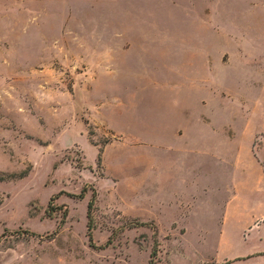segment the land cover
I'll return each instance as SVG.
<instances>
[{"label":"rangeland","instance_id":"rangeland-1","mask_svg":"<svg viewBox=\"0 0 264 264\" xmlns=\"http://www.w3.org/2000/svg\"><path fill=\"white\" fill-rule=\"evenodd\" d=\"M150 261L264 264V0H0V264Z\"/></svg>","mask_w":264,"mask_h":264},{"label":"crops","instance_id":"crops-1","mask_svg":"<svg viewBox=\"0 0 264 264\" xmlns=\"http://www.w3.org/2000/svg\"><path fill=\"white\" fill-rule=\"evenodd\" d=\"M247 54V52H245V55ZM239 60H236V59H231L229 61V63H227L225 66L231 64V61L234 62L236 61L237 64H238V67L241 71V67H243L244 69H247L249 74H248V79L245 81V83L243 84L244 85V88H243V91L242 93H245V94H249V93H253V92H256L257 90L260 89V87L262 88L263 84H262V80H261V77L258 76V71L256 72L255 70H249L247 68V64H241L239 63ZM241 61V60H240ZM224 66V67H225ZM225 76H223L224 78ZM222 78V79H223ZM230 93H233L232 91L229 90H222V93H219L221 94L222 96L226 95L228 97V94ZM200 93H187L185 94V97L184 98V101H183V104L186 106L187 104L190 106L191 103L194 101V96H199ZM206 94L207 96V103H215L217 108H218V111H221V110H224V107H223V104L221 102H218L217 101V97L216 95H218V93H204ZM246 98L242 99L243 103L242 104H249V103H252L251 102V99L248 101L249 98H251L250 95L246 96ZM247 99V100H246ZM202 100V104L205 105V101H203V99H200ZM255 102V101H254ZM208 118H209V122L207 124H203L205 126V130H206V142L208 144H213V145H216L218 147V149H216L217 151V155L218 157H220V148L224 147L226 145V143H228L230 141V137H229V133L227 132V129L225 130L224 127L222 128H219V127H216L214 125V122L210 119V116L207 115ZM196 123V122H195ZM192 128V127H191ZM198 130H199V126H198V123H196L194 126H193V129H190L188 131H191L190 133V136H189V140L190 142L194 145H198L199 144V141H203L201 138H200V135L198 133ZM200 138V139H199ZM226 141V142H225ZM214 147V146H213Z\"/></svg>","mask_w":264,"mask_h":264},{"label":"trees","instance_id":"trees-1","mask_svg":"<svg viewBox=\"0 0 264 264\" xmlns=\"http://www.w3.org/2000/svg\"><path fill=\"white\" fill-rule=\"evenodd\" d=\"M84 192H85L84 190L81 191V193L79 195H77L78 198H83ZM93 202H94V199L92 198L89 201L88 205H87V218H90V214L92 213V210H93ZM139 226H141V225H139ZM154 255H155V251L153 250L151 252V254H150V257L152 258ZM149 264H152L151 261L149 262Z\"/></svg>","mask_w":264,"mask_h":264}]
</instances>
